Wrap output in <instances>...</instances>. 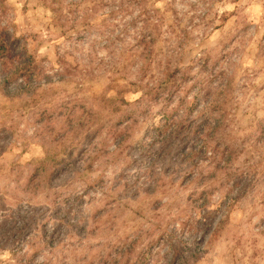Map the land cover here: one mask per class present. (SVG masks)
<instances>
[{
  "label": "rangeland",
  "instance_id": "374dc122",
  "mask_svg": "<svg viewBox=\"0 0 264 264\" xmlns=\"http://www.w3.org/2000/svg\"><path fill=\"white\" fill-rule=\"evenodd\" d=\"M168 3L0 0V264H264V0Z\"/></svg>",
  "mask_w": 264,
  "mask_h": 264
},
{
  "label": "trees",
  "instance_id": "16d2710c",
  "mask_svg": "<svg viewBox=\"0 0 264 264\" xmlns=\"http://www.w3.org/2000/svg\"><path fill=\"white\" fill-rule=\"evenodd\" d=\"M53 1L54 0H51V3ZM89 1L101 3L103 0H89ZM114 1H116V0H113V2ZM159 1H161V0H118L119 5H118L117 9H119L121 11L124 8V6L127 8H129L131 6H134L135 8H141V11H139L138 15L131 18V22L134 24H138L140 22L141 23L140 29H145L147 31V28H149V25L154 24V23H153V18L149 16V13L146 11V8H147L149 2L157 3ZM175 1L176 0H169L167 11L171 12V9H173V7H175ZM50 9L52 11H55V12L58 11V9H55L54 7L53 8L50 7ZM171 14L177 20V17L179 16V14L175 13V11H172ZM163 20H164L163 16H157V18H155L154 22L160 24L161 21H163ZM146 31L145 32H139V35H138L136 43H135L136 51L139 52L140 55L145 54V53H150L153 43H155V41L157 40V32H154V31L153 32L152 31L146 32ZM5 50H6V47L3 44V42H1L0 43V56H2V54H4ZM11 53H12V57H11V55H9V52L6 51V53H5L6 55H4L3 59L5 61H12L14 58L17 57V54H14L12 49H11ZM33 64L34 63L31 59V57H27V60L24 61L19 67H15L13 72H10L7 74V76L0 83V89H3L5 94H6V92L8 93V91H6V87L8 85L15 84L18 80L27 76V74L32 69H34ZM181 71H182L181 68H178V67H175L174 69H167V71H165V78H166V76L169 78L175 73H181ZM174 83H175V81H173V83L170 84L169 81H166L164 79L162 82L159 83L158 88H160L161 90L159 92H156L154 98H157V100L159 98H161V96L158 95L160 92H162V93L166 92L163 94H165V96L167 98H170L171 95L173 94V91H171V86ZM148 91L153 92L154 90H153V88H150V89H148ZM150 92L145 93V94H150ZM40 114L44 115L45 112L42 111V113H40ZM59 114L62 115V113H59ZM69 121L73 125L72 120L69 119ZM73 121H74V123H77V125L79 126V129L81 131L84 129L85 124H87L86 119L84 121L83 118H78L77 120L73 118ZM64 125H65V123H64ZM175 125H176V132H177L181 128L182 123L175 124ZM64 127L65 128L68 127V123ZM199 127H200V125H197V127H195L196 128L195 129L191 126V129L193 128L196 132V131H198ZM217 127H218L217 125H214L212 127V129L216 130ZM203 129L204 128H202V130ZM184 148H185V146H183L180 151L184 150ZM230 154H231V152H230ZM40 168L42 169V162H39V164L37 165V169H40ZM143 263H144V261L137 260L133 264H143Z\"/></svg>",
  "mask_w": 264,
  "mask_h": 264
}]
</instances>
